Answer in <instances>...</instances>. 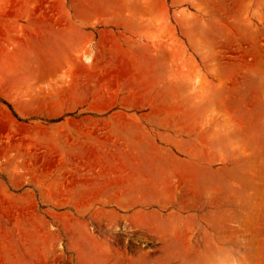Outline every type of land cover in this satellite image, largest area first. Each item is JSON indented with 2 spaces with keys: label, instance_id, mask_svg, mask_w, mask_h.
Returning a JSON list of instances; mask_svg holds the SVG:
<instances>
[{
  "label": "rangeland",
  "instance_id": "374dc122",
  "mask_svg": "<svg viewBox=\"0 0 264 264\" xmlns=\"http://www.w3.org/2000/svg\"><path fill=\"white\" fill-rule=\"evenodd\" d=\"M52 1L0 0V264H264V0H114L48 53Z\"/></svg>",
  "mask_w": 264,
  "mask_h": 264
},
{
  "label": "crops",
  "instance_id": "0c3cea01",
  "mask_svg": "<svg viewBox=\"0 0 264 264\" xmlns=\"http://www.w3.org/2000/svg\"><path fill=\"white\" fill-rule=\"evenodd\" d=\"M26 3L31 2H38L39 0H24ZM54 1L56 3H54ZM50 2L49 8L51 7H57L59 8L62 6L60 4L59 0H54ZM114 0H68V15L63 16L64 19H66L67 23V30L69 32V35L67 38L64 37L63 43L60 42V37L49 35L47 38L51 40V43L49 44V51L48 53H70L75 48V41H76V33L81 31V26L79 23H86V24H95V23H101V22H108L113 21V16L110 15L108 17V9L109 6L112 5ZM135 6V3L132 0H126L125 3L122 4V7L133 8ZM147 5H142V7H146ZM116 7V4H115ZM116 10V8H115ZM54 15H48L45 14V22H52V18ZM58 22V21H55ZM59 32V30H56ZM77 62H74L72 66H75ZM85 64V62H84ZM61 63H58L57 65L52 66H60ZM86 65V64H85ZM89 66V65H86Z\"/></svg>",
  "mask_w": 264,
  "mask_h": 264
}]
</instances>
